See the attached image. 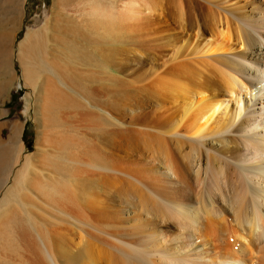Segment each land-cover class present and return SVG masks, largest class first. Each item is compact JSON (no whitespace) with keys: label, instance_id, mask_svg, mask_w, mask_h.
I'll return each instance as SVG.
<instances>
[{"label":"bare ground","instance_id":"bare-ground-1","mask_svg":"<svg viewBox=\"0 0 264 264\" xmlns=\"http://www.w3.org/2000/svg\"><path fill=\"white\" fill-rule=\"evenodd\" d=\"M66 1L56 0L57 4L59 3L56 6L60 9ZM80 1H82V8L84 0ZM209 1L212 5L211 12L207 11L210 12V18L205 14L206 18L211 19L212 22L209 31L210 26L207 27V24V31L203 28L201 32L197 30L196 37L186 36L182 31L175 32L173 37H168L174 51L177 47L174 56L171 57V63L168 64L166 61L167 66L163 67L161 72L159 71L160 74L155 73L150 79L140 78L141 80H137L141 84L142 82L143 85L145 84L143 88H146V95H142L144 92L139 90L136 92L137 95H125L126 97L124 96L120 100L116 99L117 119L126 120L127 118L129 120L128 126L116 129V212L115 209H112L114 206L111 208L116 213V215L113 214L114 218H111L113 215L111 216L108 210L110 219L116 218L114 223L109 222V224L116 223V227H114L115 225L110 226L107 224L108 220H105L109 219V215L104 210L105 207L100 205L102 200L95 198V195L99 194V190H96L97 187L95 190L91 189L93 187L91 185L94 183L95 186L97 181L91 183L90 180L91 185L89 184L90 188L87 190L83 185L88 183L85 178L82 185L81 179L78 181L80 184L73 181L74 186L77 183L83 188L77 186L78 190H74L75 187L72 186L73 190L71 189L68 200L70 207L67 208L69 215L67 214V216L72 217L74 223L81 224L78 245L80 243L82 245L78 246L76 243V247H78L74 248L76 251H73L72 248L70 250L61 234L63 231L60 229L61 226L54 225L51 226V229L44 226H40L42 227L40 229L33 227L35 234H33L34 237L32 236L34 242L31 246L27 242L29 235L23 234L24 230L21 229L23 231L19 230L21 232L19 240H22L20 258L23 263L104 264L105 261V264H264V63H262L259 53L261 40L264 42V37L260 33L259 37L256 36L258 34L254 28L256 24L250 25V23L243 22L245 19L241 17L242 12L237 17L231 14L232 10L229 8L234 6L233 0ZM261 1L264 5V0ZM180 2L185 5L182 1ZM157 3L160 2L157 1ZM210 4L205 5L210 8ZM224 4L227 7H223ZM151 5L148 0H121L118 7L115 2L106 6L101 0H86L84 8H82L83 11H81L82 14L80 12L79 14L87 22L86 27L88 25L89 30H86L95 37L101 39L104 37V40H107L108 36L115 39L116 27L122 28L121 30L127 28L130 31L136 29L138 24L141 26L140 23L144 19L147 20L150 14L157 12L150 13ZM194 5L196 4L194 3ZM194 5L192 7L195 9L197 5ZM56 6L54 8H57ZM178 6L180 26L176 27H180L178 30L184 31L187 26L183 24L185 16L183 17L182 6L180 4ZM78 7L80 9V6ZM200 7L199 9H201ZM206 7L201 10L205 9L204 11H206ZM259 10L264 12V9H260V7ZM203 14L202 11V16ZM163 15L165 14L163 13ZM166 15L168 16V13ZM149 20L151 21V17ZM250 20L251 18L247 22ZM260 22L262 23V20ZM128 35L126 37H130ZM28 37L30 38L29 35H26V39ZM81 38L83 37L81 36ZM39 43H41L40 40ZM241 47H244V50ZM113 49L115 53L116 48ZM183 50L189 51H187L188 54L185 51V55H190L189 58L183 54ZM101 51L99 50V53ZM94 52H96L95 49ZM118 54L117 56H119ZM110 57L112 59L116 55H110ZM94 61L93 59L92 64ZM112 63L114 64V61ZM97 64L99 65V63ZM247 65L250 67L248 68ZM95 69L97 70L98 67ZM74 72L76 71L74 70ZM72 74L74 76V73ZM98 75L100 76V74ZM111 77L114 76L111 75ZM32 78L34 79V77ZM71 80L73 81V79ZM120 82L123 85L124 82L121 80ZM127 82L130 83L128 80ZM127 82L126 85H128ZM73 89L76 91L75 88ZM131 90L130 92L134 89ZM79 92L82 93V90ZM130 92H125V94ZM75 96L77 97V95ZM150 97L159 101L160 110L164 108L162 112L148 108L151 107L149 106ZM90 99L88 102H91ZM259 101H261V107L257 106ZM163 105L164 107H162ZM125 109L128 112H124ZM88 112L89 110L86 115L91 116ZM155 115L156 119L153 117ZM99 120L97 122H100ZM26 164V170L34 166L30 159ZM92 168H95L93 164ZM24 179L22 176L15 179L13 188L11 187L10 191L7 190L9 196H17L20 193L24 186L22 184ZM98 181L100 182V179ZM53 185L49 183V187L47 186L48 193L57 191L58 188ZM93 196L95 200L92 199ZM133 199L136 200L139 210H137V206H132ZM130 210L133 211V215L126 217L127 219L121 217L122 213L128 214ZM5 214L10 216L8 212L0 214V221L2 222L3 219L4 223L6 221L4 220ZM103 219L107 222L106 224ZM171 219L174 220V223L176 222L175 225L180 233L174 238L173 244L171 241L170 244L162 245L165 248L161 247L162 251H158L156 246L160 244L165 228L169 229V220ZM158 220L161 222H157ZM131 221H135V224L128 225L131 232L128 233L126 229L127 233L123 234V228H126L124 222L128 224ZM108 227L112 229L110 230ZM74 245L72 244V246ZM108 247L113 251L109 252ZM155 252H157L155 258H148Z\"/></svg>","mask_w":264,"mask_h":264},{"label":"rangeland","instance_id":"rangeland-1","mask_svg":"<svg viewBox=\"0 0 264 264\" xmlns=\"http://www.w3.org/2000/svg\"><path fill=\"white\" fill-rule=\"evenodd\" d=\"M101 1L106 6L110 5L112 2H115L117 5L116 7H118L121 3V0ZM157 1L160 2V7H158L159 4ZM157 1L148 0V3L152 4L150 10L157 8L153 11L151 10L150 13L155 11L157 12L150 14L149 18H147L148 21L144 19L140 23L141 26L138 24L136 29H131L130 31L127 28L126 29L128 31L126 29L121 30L122 28L120 29L116 27L117 30L115 31V39H111V37L108 36L106 37L107 40H104V37L103 39L95 37V35L88 31V25L86 27L87 22L81 16V11H83L82 8H84V3L86 0L83 1L82 8V1L67 0L64 4H62L60 9L56 6L59 5V3L57 4L56 0H0V214L8 212V215H10L6 216L7 214H5L4 216V220H6L8 223L6 221L4 223L3 219V223L0 221V264L25 263H23L22 259L20 258V245L22 240L19 239L21 238V232L24 230L22 233H27L26 235H29L27 242L33 246L34 241L32 239L34 237L33 234H35V229L33 227L40 229L42 228L40 226H44L51 229V226L54 225L61 226L60 229L63 230L61 231V234L67 242L65 244L69 246L70 250L72 248L73 251H76L75 249L78 248L76 246L79 242L81 224H78L76 221V223H74L72 221V217L67 216L69 210H67V208L70 207L68 200L69 195L71 194V189L73 188L72 186H74V182L78 183L80 179L82 180L80 182L81 185L83 182H85V180L88 181V183L83 184L86 186V190L90 188L89 184L91 185V183L97 181L99 184L96 182L97 184L95 183V186L94 183L91 185L93 186L91 189L95 190V187H97L96 190H99V194L97 193L95 198L102 200L100 205L105 207L104 210L107 212V214L108 210L111 216L116 212V129L129 125V120H127V118L126 120H120V118L117 119L115 105L117 101L116 99L119 98L120 100V98H123L125 95H135L139 90L144 92L142 95H146V88H143L145 84L143 85V82L141 84V82H138L137 80H141L142 78L150 79L152 75H155V73L160 74L159 71L161 72L162 69L166 68V61L168 64L169 62L171 63V57L174 56L177 47L174 51V49L170 46L171 42L168 40V37H173V35L180 31L184 32L183 34L191 38L196 37L197 34L195 33L197 30H200L201 32L203 28L207 31V27L210 26L208 28L209 31L212 23L211 19H208L211 16L209 14L212 7L209 0H197L201 5L196 3L197 1L192 3L189 2L195 0H186L185 2L184 0H175V2L174 0H170L173 2L172 4L176 5V7L175 5L173 6L168 0ZM180 1H182L185 5L181 4ZM55 2L56 4H54ZM78 2L80 3L79 5ZM201 2H205V4L208 5L210 4V8L208 7V9L206 7L208 5H205ZM233 2L235 3L234 6L229 8V10H232L231 14L237 17L240 16L239 14L242 12L243 16L241 14V17L245 19H242L244 20L243 22L247 24L250 23V25L256 24L254 25L255 27H251L255 28L256 34L260 33L264 37V12L259 10V7L260 9H264L262 1L233 0ZM194 3L197 6L194 5ZM179 4L180 6L183 5V17L185 16V20L183 19V24L184 26L187 25L184 31L182 29L178 30L180 27H176L180 26L177 10L179 8ZM189 5H191L190 7L192 10L190 9ZM193 5L196 6L195 9L192 7ZM55 6L57 8H54ZM78 6H80V9ZM153 6L156 7L154 8ZM200 6H203L202 8L206 7V11H204L205 9L201 10L202 8ZM199 7L201 9H199ZM223 7L227 6L224 4ZM226 9L228 10V8ZM208 10L210 12H207ZM202 11L204 13V17L202 16ZM79 12L81 14H79ZM159 12L162 14L160 13L159 15ZM163 13L165 15L168 13V16L163 15ZM54 14L55 16H53ZM205 14L208 18H206ZM244 16L247 18V20ZM72 17L74 18L72 19ZM150 17L151 21L149 20ZM250 18V22H247ZM258 18H260L259 21ZM165 19L166 21L164 22ZM206 20H210V25L208 21L206 22ZM260 20H262V23ZM201 22L203 23L200 24ZM83 23L85 24L84 26ZM167 30H170V33ZM258 34L256 36L259 37L260 34ZM26 35H29L30 38L28 37L26 39ZM127 35L130 37L133 35L134 37H126ZM81 36L83 38H81ZM71 39L73 41H70ZM84 39L87 42H85ZM130 39L131 41H129ZM39 40L41 43H39ZM72 46L76 47L74 48ZM113 48H116V54L114 53ZM94 49L96 52H94ZM241 49L244 50V47H241ZM241 49L240 52H242ZM72 50L73 52H71ZM99 50L102 52H100L101 54L99 53ZM259 50L260 59H262V63H264V58H261L264 56L263 40H261ZM185 51L187 52L188 50H183L184 55L186 53ZM188 52L186 54H188ZM108 53L113 56L116 55L117 58L115 57L111 59L110 55H107ZM117 53H119V56H117ZM99 56H102L103 58ZM185 56H188L189 58L190 55ZM67 57L71 58L69 59ZM93 59L95 60V63L93 62L94 65L92 64ZM107 60L110 61L108 62ZM113 61L114 64L112 63ZM97 63H99V65ZM247 66L248 68L250 67L249 65ZM96 67H98L97 70L95 69ZM74 70L76 72H74ZM72 73H74V76ZM95 73L100 74V76H97ZM111 75L114 77H111ZM32 77H34V79ZM117 78L119 79L117 80ZM70 79H73V81H70ZM120 80L125 84L123 83L122 85ZM127 80L130 83H128ZM126 82L128 85H126ZM137 87L138 90L136 89ZM73 88H75L76 91H74ZM129 88L130 90L131 88L132 90H136H133L135 93L133 94L132 90V92H130ZM81 90L82 93L79 92ZM123 90L124 92H121ZM125 92L130 93L125 94ZM74 94L77 95V97H80L77 98ZM138 95L141 96V94ZM144 98H146V96H144ZM89 99L91 100V102L89 101L90 103L88 102ZM152 99L153 97L150 101L151 105L149 104L151 107L148 108L150 110L152 108L153 110L157 109V111L162 112L164 108L160 110L161 105L159 104V101ZM95 103H97L96 106ZM152 104H154L153 106L155 107H153ZM157 104L159 105V108H157ZM257 106L261 107V101L258 102ZM162 107H164V105ZM77 109L78 111H76ZM87 110H89L88 113L91 116L88 114L86 115ZM124 112H128L127 109H125ZM153 117L155 119L157 118L156 115ZM93 118L94 120L97 118L95 120L96 122L93 120ZM98 118L101 119L99 120ZM98 120L100 122H97ZM70 133H73V135ZM40 144L42 145L40 146ZM113 144L115 145L112 146ZM28 159L32 160L34 166L30 168L27 167L28 169L26 170L25 165H27L26 163ZM92 164L95 168H92ZM76 173H78V176ZM18 176H22L23 179L25 177L26 180L24 179L22 183L24 186L17 196L11 197L9 196L7 190L9 189L10 191V188H13V182ZM99 179L100 182L102 181L101 183L98 181ZM89 181L91 183H89ZM103 182L104 184H102ZM49 183L54 184L58 188L56 189L57 191L48 193L47 191L49 188H47V186L49 187ZM77 183L74 186V190L77 189L78 184H80ZM81 185L78 187L83 188ZM39 187L41 189H38ZM50 187H52V185H50ZM92 199L95 200L94 196ZM133 200L132 206H137L136 208L139 210L136 200ZM113 206L114 208H112ZM106 207L110 209H107ZM111 208L113 210L115 209V212H113ZM65 212L67 213L65 214ZM132 213L133 211L130 210L128 211V214L122 213L121 215L123 216L121 217H125L124 219H127L129 216L133 215ZM108 218L109 219H105L108 220V223L103 219L105 224H109V222H115L116 218L111 220L110 215ZM111 218H114V215ZM169 221L170 227L169 229L167 228L168 231L165 228L163 238H161L160 244L156 246L158 251H162V249L165 248V246L163 247L162 245L168 243L170 244L171 241V244H173L174 238L178 233H180V230H177V225H175L176 222L174 223V220L172 219ZM157 222L161 221L158 220ZM126 223L124 222V227L126 228H123V234H126L127 230L128 233L131 232L130 227L128 228V225L135 224V221H131L128 224ZM4 224L8 225L5 226ZM31 225L33 226L31 227ZM111 225L112 227L113 225L116 227V223ZM21 229L23 230L21 231ZM108 229H110V227H108ZM54 235L51 236L54 237ZM17 236L18 238H16ZM72 244L75 245L72 246ZM79 245H82V243ZM138 246L141 247V245ZM108 251L112 252L113 250L108 247ZM156 253L157 252L152 253L154 257L150 255L148 258H155ZM103 263L105 264V261Z\"/></svg>","mask_w":264,"mask_h":264}]
</instances>
